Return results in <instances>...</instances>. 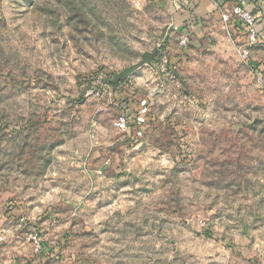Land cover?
<instances>
[{
  "label": "rangeland",
  "instance_id": "obj_1",
  "mask_svg": "<svg viewBox=\"0 0 264 264\" xmlns=\"http://www.w3.org/2000/svg\"><path fill=\"white\" fill-rule=\"evenodd\" d=\"M261 1L243 58L242 22L179 0H0V264H264Z\"/></svg>",
  "mask_w": 264,
  "mask_h": 264
},
{
  "label": "built area",
  "instance_id": "obj_2",
  "mask_svg": "<svg viewBox=\"0 0 264 264\" xmlns=\"http://www.w3.org/2000/svg\"><path fill=\"white\" fill-rule=\"evenodd\" d=\"M222 20L225 24L231 23L233 20L242 22L247 28L246 34V44L242 49V57L247 58L249 56L250 47L255 45L259 38V31L255 23V16L245 8L241 3L234 4L230 10L221 13ZM186 42V37L181 39V43ZM164 62L166 60L162 58ZM83 94L86 97H92L97 100H110L113 95V83L112 79L108 77L104 72L96 73L90 79L87 80L85 85H83ZM150 98L145 97L141 99L135 112L132 115V124L135 125V135L140 137L142 135V127L146 125L149 114ZM130 119L128 114H119L113 125L115 129L127 133L129 131ZM32 240L35 242L37 248H39V243L36 235H33Z\"/></svg>",
  "mask_w": 264,
  "mask_h": 264
},
{
  "label": "crops",
  "instance_id": "obj_3",
  "mask_svg": "<svg viewBox=\"0 0 264 264\" xmlns=\"http://www.w3.org/2000/svg\"><path fill=\"white\" fill-rule=\"evenodd\" d=\"M179 2L180 6L182 5L187 8L192 7V12L201 14H215L218 12L221 14L229 9L231 10L232 6L237 3H241L245 8L249 7L252 10H258L262 6L261 0H179Z\"/></svg>",
  "mask_w": 264,
  "mask_h": 264
},
{
  "label": "water",
  "instance_id": "obj_4",
  "mask_svg": "<svg viewBox=\"0 0 264 264\" xmlns=\"http://www.w3.org/2000/svg\"><path fill=\"white\" fill-rule=\"evenodd\" d=\"M153 58V54L152 53H145L143 56H142V59L127 67L126 69H124L123 71L119 72L114 79H112V83L113 84H117L118 80L120 79H123L127 76H129L134 70H136L137 68H139L140 66H142L143 64L145 63H150L151 62V59Z\"/></svg>",
  "mask_w": 264,
  "mask_h": 264
},
{
  "label": "trees",
  "instance_id": "obj_5",
  "mask_svg": "<svg viewBox=\"0 0 264 264\" xmlns=\"http://www.w3.org/2000/svg\"><path fill=\"white\" fill-rule=\"evenodd\" d=\"M256 66V65H255ZM256 67H258V66H256ZM259 68V67H258Z\"/></svg>",
  "mask_w": 264,
  "mask_h": 264
}]
</instances>
